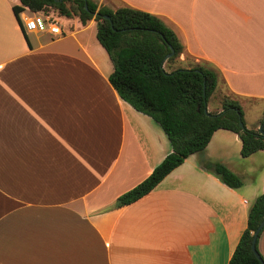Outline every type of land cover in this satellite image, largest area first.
Wrapping results in <instances>:
<instances>
[{
  "label": "crops",
  "instance_id": "1",
  "mask_svg": "<svg viewBox=\"0 0 264 264\" xmlns=\"http://www.w3.org/2000/svg\"><path fill=\"white\" fill-rule=\"evenodd\" d=\"M92 1L158 16L183 45L175 60L214 69L221 96L237 99L245 126L258 129L264 0ZM15 4L0 0V264H227L264 192V151L242 157L237 133L217 129L151 191L115 207L169 141L110 84L94 18L53 11L60 34L27 31ZM204 159L242 185L222 183L200 166ZM257 247L264 257V228Z\"/></svg>",
  "mask_w": 264,
  "mask_h": 264
},
{
  "label": "trees",
  "instance_id": "2",
  "mask_svg": "<svg viewBox=\"0 0 264 264\" xmlns=\"http://www.w3.org/2000/svg\"><path fill=\"white\" fill-rule=\"evenodd\" d=\"M18 1L20 4L13 5L12 9L19 23V13L24 7L31 11L76 15L82 23L94 18L96 38L113 66L108 75L110 84L123 101L150 116L169 141L171 150L142 182L115 199V207L129 204L151 191L185 158L202 151L217 129L237 133L242 157L264 151V115L259 122L261 131L247 128L238 100L229 95L220 98L219 112H205L217 83L218 74L214 69L203 64L170 71L164 68L165 55L172 50L166 62L173 61L183 51V45L158 16L129 6L114 10L108 6L98 8L92 0ZM107 14L109 19L103 17ZM240 121L243 126L239 125ZM200 166L231 188L242 185L240 177L221 162L204 159ZM263 218L264 192L251 203L246 227L227 264H261L250 245L252 233Z\"/></svg>",
  "mask_w": 264,
  "mask_h": 264
},
{
  "label": "built area",
  "instance_id": "3",
  "mask_svg": "<svg viewBox=\"0 0 264 264\" xmlns=\"http://www.w3.org/2000/svg\"><path fill=\"white\" fill-rule=\"evenodd\" d=\"M26 10L31 14L30 16H26L22 12L19 13L20 23L23 29L37 32L49 31L52 34L61 33L57 19L53 12L31 11L28 7H26Z\"/></svg>",
  "mask_w": 264,
  "mask_h": 264
},
{
  "label": "rangeland",
  "instance_id": "4",
  "mask_svg": "<svg viewBox=\"0 0 264 264\" xmlns=\"http://www.w3.org/2000/svg\"><path fill=\"white\" fill-rule=\"evenodd\" d=\"M48 12H52L51 10L50 11H48ZM24 15H26V16H30L31 14L29 13V12H25V13H23ZM166 68L168 69V70H171V69H177V68H184V66L183 65H181V64H179V62L178 61H176L175 59L173 60V61H170V62H166ZM217 79V78H216ZM222 83H221V80H219V79H217V83H216V87H215V90L213 91V93L211 94V96L209 97V99H208V106H209V108H210V110H211V112L212 113H216V112H214V111H212V108H214L215 106L216 107H219V108H221V106H220V97H222L221 95V93H219V91L221 92V90H220V88H221V85ZM158 125V124H157ZM260 253V252H259ZM261 254V253H260ZM261 256H262V254H261ZM263 257V256H262ZM263 259H264V257H263Z\"/></svg>",
  "mask_w": 264,
  "mask_h": 264
},
{
  "label": "water",
  "instance_id": "5",
  "mask_svg": "<svg viewBox=\"0 0 264 264\" xmlns=\"http://www.w3.org/2000/svg\"><path fill=\"white\" fill-rule=\"evenodd\" d=\"M97 14V12L94 13V16ZM104 18H108L109 19V16L108 14L107 15H103ZM173 54V51L171 50L168 54L165 55V57L163 58V61H166L171 55ZM205 112L207 113V108L205 109ZM239 125L240 126H243V122L240 121L239 122ZM258 130L261 131V126L258 127ZM258 226L256 227V229L253 231L252 233V240H251V245H250V248H251V251L253 252V254L255 255V257L261 262V264H264V260L263 258L261 257L259 251L257 250L256 248V242H257V238H258V235L260 233V231L263 229L264 227V218L260 221L259 224H257Z\"/></svg>",
  "mask_w": 264,
  "mask_h": 264
}]
</instances>
